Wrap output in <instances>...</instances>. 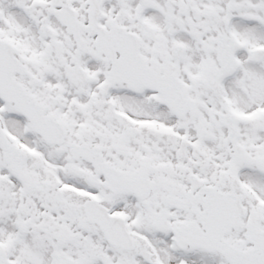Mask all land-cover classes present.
<instances>
[{"label":"snow or ice","instance_id":"1","mask_svg":"<svg viewBox=\"0 0 264 264\" xmlns=\"http://www.w3.org/2000/svg\"><path fill=\"white\" fill-rule=\"evenodd\" d=\"M0 264H264V0H0Z\"/></svg>","mask_w":264,"mask_h":264}]
</instances>
